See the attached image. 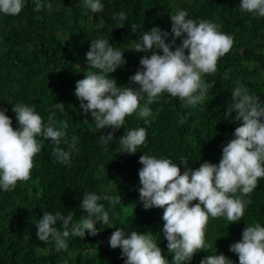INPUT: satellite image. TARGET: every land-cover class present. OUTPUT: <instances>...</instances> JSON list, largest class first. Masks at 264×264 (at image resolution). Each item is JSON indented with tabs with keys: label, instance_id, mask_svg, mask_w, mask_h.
I'll use <instances>...</instances> for the list:
<instances>
[{
	"label": "trees",
	"instance_id": "1",
	"mask_svg": "<svg viewBox=\"0 0 264 264\" xmlns=\"http://www.w3.org/2000/svg\"><path fill=\"white\" fill-rule=\"evenodd\" d=\"M35 2L25 0L24 8L15 16L0 13V109L6 110L16 129L19 124L13 104H28L45 125L52 122L59 128L61 121L68 123L60 148L68 151L72 137L78 140L75 150H71L70 163L62 164L53 155L55 143L37 137L43 148L34 157L30 179L18 182L14 190L0 189V264H124L121 249L109 246L111 233L117 227L125 232L153 233L171 264L172 254L167 251L162 231L163 209L146 210L139 198V157L147 154L169 158L178 164L181 173L185 167L196 169L205 161L219 163L223 146L241 123L235 120L234 110L229 117L225 114L236 82L264 104V17L242 11L240 0H101L104 8L99 13L86 8L84 0H40L45 5L40 11L34 10ZM49 3L51 9L46 7ZM177 9L187 11L188 18L197 22L216 23L219 31L234 38L231 51L219 59L216 73L202 77L214 84L205 100L190 106L164 93L149 105L152 115L145 118L148 123L134 113L125 118L124 127L97 130L91 113L83 112L74 94L76 81L83 79L84 73L99 72L86 61L91 41L108 39L111 46L124 51L126 63L109 75L118 86L137 89L139 85L129 78L142 70L141 57L159 50L136 52L131 48L140 42L144 31L154 26L169 33L166 43L171 44L170 15ZM121 11L127 17L123 27L112 18ZM133 24L135 32L130 26ZM183 38H176L173 50ZM142 95L141 106L147 100L146 94ZM56 103H63L64 110L56 108ZM140 127L147 131L145 144L135 154L120 152L119 137ZM109 132L113 140L104 145L99 136ZM182 159H188L186 165L180 164ZM84 192L121 196V203L116 205L99 201L109 213V224L98 222L95 236L87 230L83 238L70 234L66 249H59L51 238L40 241L36 223L45 212H73L72 223L87 216L80 207ZM244 198L251 203L243 219L229 224L226 217H210L205 243L211 247L195 253L186 264H200L215 253L239 264L229 246L242 238L247 225L259 222L264 226V178ZM53 227L60 229V222Z\"/></svg>",
	"mask_w": 264,
	"mask_h": 264
},
{
	"label": "clouds",
	"instance_id": "2",
	"mask_svg": "<svg viewBox=\"0 0 264 264\" xmlns=\"http://www.w3.org/2000/svg\"><path fill=\"white\" fill-rule=\"evenodd\" d=\"M24 6L25 0H0V13L15 16ZM84 6L92 13L102 12L104 8L101 0H84ZM43 7L45 5L36 0L34 10L40 11ZM46 7L51 9L52 5L49 3ZM239 7L253 16L264 17V0H240ZM188 16L187 11L180 9L170 15L171 44L166 43L169 33L154 26L144 31L140 42L131 48L136 52L159 50L141 57L142 70H137L129 78L139 85L137 89L118 86L115 78L109 75L126 63L124 51L111 46L108 39L91 41L86 61L99 72L84 73V78L76 81L74 94L81 101L83 112L91 113L97 130L124 127L125 118L134 113H138L141 119L151 116L149 105L164 93L178 97L190 106L205 100L208 89L214 84H208L202 77L216 73L219 59L231 51L234 38L219 31L216 23L197 22ZM112 18L119 22V27H123L127 19L123 11ZM130 26L135 32L136 26ZM182 36L181 43L173 50L172 44ZM142 94L147 96L143 106L140 104L144 98ZM231 101L225 114L229 117L234 110L235 120L241 123L235 128L233 138L223 146L218 164L205 161L196 169L185 167L181 173L178 164L169 158L147 154L139 157L138 162L142 165L138 171L139 198L146 210L153 207L163 209L162 231L167 251L172 254L171 264H186L195 253L211 247L205 243L210 217H226L229 224L241 221L251 203L244 197L250 196L264 178V104L239 81L231 93ZM55 107L64 110L63 103H56ZM12 110L19 124L16 129L5 114L6 110L0 109V189L4 191L14 190L18 182L30 179L34 157L43 148L37 137L55 143L53 155L62 164L70 163L71 150H75L78 140V137H72L71 143L65 140L69 148L66 151L59 147L61 139L66 136V121H61L59 128L52 122L45 125L35 108L22 102L13 104ZM145 123H148L146 119ZM99 139L108 145L113 140V133L100 135ZM146 139L145 128L128 130L119 137L120 152L135 154ZM187 161L182 159L180 164L186 165ZM101 200L116 205L121 203V196L84 192L80 207L87 216L72 223L73 212L67 215L45 212L36 223L37 238L42 242L51 238L59 249H66L70 234L83 238L87 230L90 235H97L95 225L110 222L109 213L99 203ZM57 222L61 224L60 229L53 227ZM157 238L150 231L143 234L125 232L117 227L111 233L109 246L121 249L122 257L126 258L124 264H170L162 254ZM229 251L237 254L239 264H264V226L259 222L247 225L242 238L231 244ZM200 264H233V261L222 253H215L203 258Z\"/></svg>",
	"mask_w": 264,
	"mask_h": 264
}]
</instances>
